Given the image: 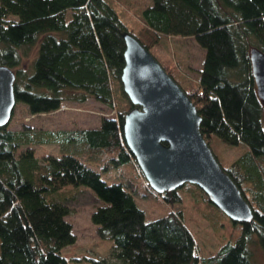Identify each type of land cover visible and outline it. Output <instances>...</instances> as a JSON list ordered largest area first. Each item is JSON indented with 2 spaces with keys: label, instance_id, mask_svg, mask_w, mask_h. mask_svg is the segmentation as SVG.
<instances>
[{
  "label": "trees",
  "instance_id": "1",
  "mask_svg": "<svg viewBox=\"0 0 264 264\" xmlns=\"http://www.w3.org/2000/svg\"><path fill=\"white\" fill-rule=\"evenodd\" d=\"M139 18L142 25L134 33L112 0H0V64L16 71V105L25 103L31 114L49 113L67 101L92 97L116 108L118 91L131 106L121 82L122 31L135 34L149 50L163 35L193 36L205 55L198 79L181 77L184 90L202 115L207 140L215 134L248 147L226 169L251 204L253 218L233 220L240 233L207 254L198 251L183 210L148 221L131 191L107 182L76 155L130 163L144 176L124 136L128 107L103 116L95 128L35 129L24 123L17 129L9 122L0 126V264H67L62 248L76 234L67 219L70 205L54 193L68 184L88 185L102 200L91 218L98 235L113 241L121 264H258L256 251H264V101L250 51L264 52V0H153ZM163 65L181 85L176 70ZM52 143L70 153L40 154L39 146ZM182 186L210 201L197 184ZM178 189L152 190L174 203L183 199Z\"/></svg>",
  "mask_w": 264,
  "mask_h": 264
},
{
  "label": "rangeland",
  "instance_id": "2",
  "mask_svg": "<svg viewBox=\"0 0 264 264\" xmlns=\"http://www.w3.org/2000/svg\"><path fill=\"white\" fill-rule=\"evenodd\" d=\"M112 1L122 20L134 33H137L142 25L139 18L141 9L153 2V0ZM150 51L162 64L176 70L175 74L183 88H187L185 78H181L183 74L194 79L199 78L198 70L203 65L205 49L193 36L163 35L160 43L152 46ZM35 52L36 48L25 62L30 63ZM116 97L119 101L116 108H110L95 98L88 97L82 102L67 101L57 110L39 114H31L27 105L19 102L15 106L10 122L17 129L24 123L35 129L95 128L100 126L103 116H115L119 107H128V110L133 107V104L130 106L126 101H121L125 99L118 91ZM208 141L225 168L248 149L243 143L228 144L215 134H212ZM38 150L40 154L50 151L57 156L70 153L67 147L56 143L41 145ZM76 155L98 171L107 182L121 183L126 190L131 191L137 204L145 210L148 221L164 216L171 210H183L185 222L195 238L197 249L203 254L217 251L225 241L234 239L240 233L238 223L218 213L211 202L197 194L193 188L179 187L182 201L169 203L150 188L136 166L130 163L113 165L109 160H103L100 155L86 157L80 152H76ZM54 196L59 201L67 202L71 207L67 219L73 224L76 240L62 248L67 264H121L114 254L113 241L100 237L97 225L92 221V212L102 203L92 188L84 184H68L55 192ZM256 257L258 264H264L263 250H257Z\"/></svg>",
  "mask_w": 264,
  "mask_h": 264
},
{
  "label": "water",
  "instance_id": "3",
  "mask_svg": "<svg viewBox=\"0 0 264 264\" xmlns=\"http://www.w3.org/2000/svg\"><path fill=\"white\" fill-rule=\"evenodd\" d=\"M121 82L133 107L124 115L126 142L147 182L158 193L197 184L232 220L253 218V208L201 130L202 115L184 88L129 30H123ZM257 92L264 101V52L250 51ZM16 71L0 64V126L16 106Z\"/></svg>",
  "mask_w": 264,
  "mask_h": 264
},
{
  "label": "bare ground",
  "instance_id": "4",
  "mask_svg": "<svg viewBox=\"0 0 264 264\" xmlns=\"http://www.w3.org/2000/svg\"><path fill=\"white\" fill-rule=\"evenodd\" d=\"M154 55V54H153ZM163 65V64H162ZM15 70V69H14Z\"/></svg>",
  "mask_w": 264,
  "mask_h": 264
}]
</instances>
